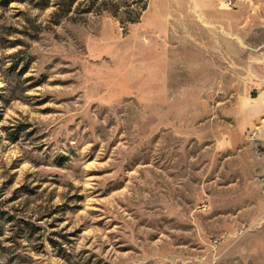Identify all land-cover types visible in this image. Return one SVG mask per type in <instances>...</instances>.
<instances>
[{
	"label": "rangeland",
	"instance_id": "1",
	"mask_svg": "<svg viewBox=\"0 0 264 264\" xmlns=\"http://www.w3.org/2000/svg\"><path fill=\"white\" fill-rule=\"evenodd\" d=\"M56 1L0 0V264H264L263 27L246 64Z\"/></svg>",
	"mask_w": 264,
	"mask_h": 264
},
{
	"label": "crops",
	"instance_id": "2",
	"mask_svg": "<svg viewBox=\"0 0 264 264\" xmlns=\"http://www.w3.org/2000/svg\"><path fill=\"white\" fill-rule=\"evenodd\" d=\"M161 6L164 10L157 11V19L151 24L153 31L164 30L168 37L170 33V37L181 34L185 39H215L219 45L224 40L223 45L235 59L246 64L253 61V23L264 30V0H234L232 7L217 0H164ZM236 40H244L239 52ZM260 59L264 63V50ZM260 84L264 97V76Z\"/></svg>",
	"mask_w": 264,
	"mask_h": 264
},
{
	"label": "trees",
	"instance_id": "3",
	"mask_svg": "<svg viewBox=\"0 0 264 264\" xmlns=\"http://www.w3.org/2000/svg\"><path fill=\"white\" fill-rule=\"evenodd\" d=\"M76 5L78 6L77 8H79V5L84 6L83 12L106 10L117 18L119 22L130 24L139 21L142 13L147 8V0H57L55 9L51 13L52 23L57 24L67 17L73 12L72 10ZM46 6V2L41 5V7Z\"/></svg>",
	"mask_w": 264,
	"mask_h": 264
},
{
	"label": "built area",
	"instance_id": "4",
	"mask_svg": "<svg viewBox=\"0 0 264 264\" xmlns=\"http://www.w3.org/2000/svg\"><path fill=\"white\" fill-rule=\"evenodd\" d=\"M217 1L226 7L234 6V0H217Z\"/></svg>",
	"mask_w": 264,
	"mask_h": 264
}]
</instances>
